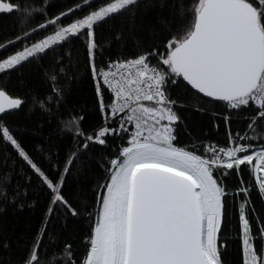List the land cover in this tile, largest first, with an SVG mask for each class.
<instances>
[{"label": "snow or ice", "instance_id": "snow-or-ice-1", "mask_svg": "<svg viewBox=\"0 0 264 264\" xmlns=\"http://www.w3.org/2000/svg\"><path fill=\"white\" fill-rule=\"evenodd\" d=\"M89 11L65 23L62 17L76 15L74 8L49 18L44 7L34 9L28 0H0V13L15 14L20 27L39 11L41 23L24 29L13 39L0 43V74L10 76L37 63L51 91L42 98L31 97V105L49 115L64 105L67 116L59 118L61 134L77 142V151L62 165L52 163L45 171L24 149L19 133L7 121L29 106L21 96H13L0 87V141L11 146L49 195L45 220L36 233L22 264H41L40 251L57 247V236L49 230L53 217L62 219L87 216L93 224L87 237L88 249L79 264H226L224 257L232 243L224 235L227 228L228 200L242 194L240 204V244L242 264H264V216L256 217V230L250 214L251 189L264 199V0H192L183 7L176 0L172 20L159 22L167 30L160 43H145L135 37L136 9L142 0H104L96 6L83 0ZM76 5L75 8H80ZM128 14L129 33L136 51L133 58H118L98 65L102 56L96 28L117 16ZM51 31V34L43 35ZM148 31L155 35L151 26ZM83 39L87 68L94 83L97 110L102 123L90 133L81 127L82 113L67 107L66 89L61 80H69L63 55L56 54L70 39ZM117 33L116 39H121ZM52 55L45 66L42 61ZM51 68L50 73L48 69ZM184 82L211 102H223L228 110L256 113L248 128L251 135L233 136L229 145H200L203 154L178 146L176 123L180 117L178 101L170 96L171 86ZM21 87H27L21 75ZM107 96V99H106ZM226 125L230 116L219 117ZM77 138H79L77 140ZM119 138L122 143L106 160V176L97 186L96 207L89 210L86 201L74 207L65 195L66 178L80 163L79 150L90 145L107 147ZM254 141H261L257 146ZM6 163V158H5ZM250 169L255 183L229 193L226 181ZM9 191L7 173L0 176V202L22 201L31 188ZM240 183L243 184L241 177ZM3 247L8 248L4 242ZM45 264H76L72 245L65 243L46 258Z\"/></svg>", "mask_w": 264, "mask_h": 264}, {"label": "trees", "instance_id": "trees-1", "mask_svg": "<svg viewBox=\"0 0 264 264\" xmlns=\"http://www.w3.org/2000/svg\"><path fill=\"white\" fill-rule=\"evenodd\" d=\"M21 5L25 0H17ZM34 9L44 7L45 0H28ZM104 0H93L96 6L102 4ZM176 0H142L140 7L136 9L135 24L137 28L143 26V30L136 31V38L145 43H160L167 36V30L160 24L161 19L172 20L175 9L173 5ZM192 0H181L183 7H189ZM80 8H75L76 5ZM69 8H74L76 15L69 13L61 20L65 23L82 16L89 11L83 0H47L46 14L49 18L59 12H67ZM39 11L34 13V18L24 25V29L31 30L41 23ZM128 14L117 16L106 23H101L96 28V37L101 45L102 56H98V65L107 63L109 60L118 58H133L136 51L133 35L129 33ZM151 26L155 30V35L148 31ZM24 29L20 27L15 14H0V43L13 39ZM41 35L36 39L43 38V35L51 34V31ZM117 33L122 38L116 39ZM9 54L0 50V56ZM56 54L63 55L65 61L69 60L68 71L72 77L69 80H61L60 84L66 89L67 107L73 113H82L84 119L81 127L85 133H90L102 123V116L97 110L94 83L87 68V56L83 39H70L62 48L56 49ZM52 61V55L45 57L42 63L47 66ZM48 71L51 73L52 69ZM23 76L27 87H21L19 77ZM0 87L5 88L13 96H21L29 101V106L24 111L16 115H9L7 121L19 133L18 139L29 155L45 170L49 169V159L52 163L62 165L72 152L77 151L78 144L70 135L61 134L59 118L66 117L67 112L64 105L60 106L59 112L53 109V114L49 115L39 106L31 105V97L42 98L51 91L49 82L42 77L37 63L26 65L22 73H12L10 76L0 74ZM196 90L192 89L186 82L180 86L170 87V96L178 101L175 108L180 119L176 122L179 127L177 131L178 146L192 148L196 145L198 154H203L200 145H213L215 147H226L229 145V131L233 136L237 134L244 136L245 133L251 135L248 128L251 118L256 113L251 110L236 112L228 110L223 102H211V99L202 94L195 95ZM107 99V96H106ZM230 116L229 124L226 125L219 117ZM79 138H77L78 140ZM122 143L119 138L109 141L107 147L100 145H90L87 150L80 149V163L77 164L70 176L66 178L65 195L69 202L77 207L81 201H86L92 210L96 207L95 195L97 186L105 180L107 167L106 160L115 154V150ZM259 146L261 141H254ZM6 158V163H5ZM238 176L229 178L226 181L229 193H236L239 187L249 186L255 183V178L250 169H245ZM7 173L10 178V188L25 187L27 181L25 176L31 177V188L25 198L23 207L15 203L4 204L0 202V264H22L31 243L39 231L41 224L45 220V213L49 203L47 190L39 184L32 171L25 165L21 158L11 146L5 148L0 141V176ZM241 177L243 184L240 183ZM243 195H230L228 200L227 228L224 235L232 243L228 247L227 255L224 257L226 264H242V250L240 244V204ZM250 208H254V214H250L253 222V232L256 230V217L264 216V199H261L255 188L251 189ZM93 221L86 215L81 214L78 219L69 217L67 226L62 219L53 217L49 224V230L57 236V247L49 245L45 251L42 247L39 255L41 264H45L46 258L53 251H59L65 243L72 245L73 255L76 264L86 254L88 249L87 237ZM4 242L8 243V248L3 247Z\"/></svg>", "mask_w": 264, "mask_h": 264}, {"label": "water", "instance_id": "water-1", "mask_svg": "<svg viewBox=\"0 0 264 264\" xmlns=\"http://www.w3.org/2000/svg\"><path fill=\"white\" fill-rule=\"evenodd\" d=\"M0 14H6V13H0ZM203 95V94H202ZM209 99H211V98H209Z\"/></svg>", "mask_w": 264, "mask_h": 264}]
</instances>
